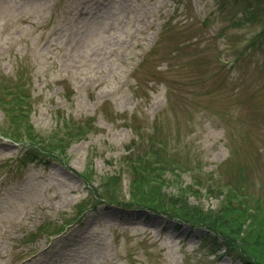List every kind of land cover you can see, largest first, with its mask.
<instances>
[{"label":"rangeland","instance_id":"obj_1","mask_svg":"<svg viewBox=\"0 0 264 264\" xmlns=\"http://www.w3.org/2000/svg\"><path fill=\"white\" fill-rule=\"evenodd\" d=\"M4 82L26 85L37 132L49 134L62 116L96 130L65 162L26 167L17 161L22 147L0 138V264H243L235 253L202 249L205 227L159 213L101 204L72 222L88 196L81 173L93 177L99 201L120 200L106 178L132 143L142 157L156 139L181 170L192 169L154 192L160 211L211 225L264 264V0H0ZM196 177L200 194L176 189ZM238 187L255 209L242 227L245 218L229 220L246 213L227 206L230 194L240 206L230 193Z\"/></svg>","mask_w":264,"mask_h":264},{"label":"trees","instance_id":"obj_2","mask_svg":"<svg viewBox=\"0 0 264 264\" xmlns=\"http://www.w3.org/2000/svg\"><path fill=\"white\" fill-rule=\"evenodd\" d=\"M13 122H14V124H16V131L14 132V135L11 137L16 141H22L23 136L21 135V133H22V131H24V133L26 135V139L28 140L29 149L27 152H31V156H33V158L31 160H28V161L33 162L35 159H39L40 155H42V154H49V155L53 156L57 152H63L64 151L62 146H59V143H57L56 145L49 144V142H47L46 140L38 138V136L35 135V133H34L33 127H31L29 125L28 120L24 116L20 115V116L14 117ZM21 128H24L25 130H21ZM74 129L78 130V134H76L77 136L80 135L83 131L82 127L79 126V124L76 125V127H74ZM68 135L70 138H74V135L71 132ZM84 135H85V133H83L82 137ZM52 141L54 142L56 140H52ZM157 172L158 171L153 170L151 168V164H145L144 162L140 161V166L135 168V171H134V173L136 175L135 178H138V181H136L135 187H133L130 184V201H129L130 205L140 206L141 208H145V209L153 211V212H161L159 209L160 207L158 205L154 204V202H158V203L160 202V200L155 198L154 192H156L158 195L161 193V188L163 187V180H165V178H164V174H162L161 172H159V173H157ZM134 173H133V176H135ZM83 176L86 177V175H83ZM132 178H134V177H132ZM120 181H121V176H113L112 175L106 179L107 184H109L111 186L118 187L119 189H120ZM105 188H107V187H105ZM102 190H104V188ZM234 191H235V196H236V193H238V191H240V188L234 189L233 192ZM233 192L230 191V193H233ZM95 195L97 198L99 197V195H97V194H95ZM135 197L139 198L140 200L136 199ZM103 198L104 199H110L108 201L111 203H115V202L119 201V200H116V199H113V198L107 197V196H104ZM231 198H234V197H232V195L230 194L228 199H227V206L229 208L234 207L233 209H237L243 213H246V216L244 217V216L239 215V217H238V216L234 215V218H230L229 221H231V220L235 221V220H238L239 218L243 217V219L244 218L245 219H244L243 223L241 224V227L245 226V224H244L245 220L252 217L247 212L249 210L250 206L247 202H242V203H240V206H235L233 203H231L232 202ZM148 200L153 201L152 204L154 205V207L152 205H149L151 203ZM243 205H247V207L243 208ZM180 219L184 220V218H180ZM242 220H239V221H242ZM192 221H194V220H192ZM192 221L189 220L188 223H191L192 225H195V226L196 225L204 226L213 233L214 229L211 225L205 226L203 224L196 223V221H194V222H192ZM217 221H218V219L216 220V222ZM259 226H260V224H255L254 226H251V228L258 230ZM224 227H225V225L222 224L220 227H218V229L224 228ZM261 229H262V227H261ZM251 232H253V231H251ZM213 234L215 236V239L213 240V242L210 243V246L213 247V250H212L213 253H217L218 251L225 248L226 250H229V251H232L233 253H235L239 260L246 262L247 264H255V262H253V260L257 261L256 258H254V257L250 259L249 257L246 256V254L239 253L238 250L234 246L231 245L232 244L231 240H230L231 241V244H230V243H228L230 241L227 238L220 237L219 235H216V233H213ZM240 234L241 233L239 232V230H237V232L234 233V236L240 237ZM256 254L258 256L262 255L258 250H256Z\"/></svg>","mask_w":264,"mask_h":264}]
</instances>
